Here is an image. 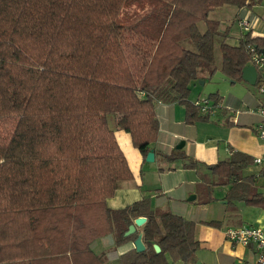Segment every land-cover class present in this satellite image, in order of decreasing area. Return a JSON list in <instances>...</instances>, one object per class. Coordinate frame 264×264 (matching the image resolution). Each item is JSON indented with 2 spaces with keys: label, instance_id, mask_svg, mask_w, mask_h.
<instances>
[{
  "label": "trees",
  "instance_id": "16d2710c",
  "mask_svg": "<svg viewBox=\"0 0 264 264\" xmlns=\"http://www.w3.org/2000/svg\"><path fill=\"white\" fill-rule=\"evenodd\" d=\"M251 3L0 0V126L10 127L0 134V264H104L91 250L96 239L113 234L120 246L133 243L138 232L145 250L130 249L119 264L192 259L200 247L194 222L150 210L147 196L124 209L106 207L120 184L132 180L109 125L128 133L145 160L158 137L156 103L184 106L189 125L208 122L210 115L188 100L201 69L241 82L247 48L264 50V39L249 33L228 44V30L220 31L209 15ZM257 74L260 87L264 69ZM217 96L207 98L218 103ZM250 164L232 153L208 166L210 192L228 186L227 202L264 208L255 179L241 176ZM139 217L146 222L125 237Z\"/></svg>",
  "mask_w": 264,
  "mask_h": 264
},
{
  "label": "crops",
  "instance_id": "0c3cea01",
  "mask_svg": "<svg viewBox=\"0 0 264 264\" xmlns=\"http://www.w3.org/2000/svg\"><path fill=\"white\" fill-rule=\"evenodd\" d=\"M223 9L227 17L213 20L220 22V31L228 30V44H238L240 32L237 21L245 14H248L252 23L250 36L264 39V0H252L250 6L241 9L224 6L216 10ZM220 40L217 39L218 44ZM201 78L208 79V74ZM196 83H192L190 89ZM241 84L244 86L240 87L241 93H231L226 98L217 96L218 103L206 96L196 99H208L214 104L208 122L189 125L185 122L184 106L156 103L154 109L158 121V137L150 148L154 153V161L148 162L152 163L149 164L151 166H146L147 162L133 147L128 133L115 129L113 121L109 125L132 173V180L120 184L113 197L106 199V207L110 210L124 209L147 196L150 210L168 211L194 222L195 238L200 247L185 264H257L255 246L233 245L225 239L224 231L240 227L264 230V208L241 201L227 202L224 198L228 186H215L211 192L208 187L214 182L208 166L229 159L232 153H240L251 159V164L241 172V176L253 177L255 191L264 197V167L253 163V159L264 152V146L253 129L260 122L257 107L264 97L259 94L258 88L252 90L242 80ZM190 98L188 96V100ZM196 100L189 101L194 103ZM180 142H184V146L177 150L176 146ZM176 151L179 153L176 154ZM171 154L178 158L169 161L162 158L163 155ZM184 164L194 165L185 167ZM211 196L214 200L206 205L201 203ZM132 248V243L115 246L113 234L98 238L91 244L92 252L104 264H119L120 256Z\"/></svg>",
  "mask_w": 264,
  "mask_h": 264
},
{
  "label": "built area",
  "instance_id": "2783aa9c",
  "mask_svg": "<svg viewBox=\"0 0 264 264\" xmlns=\"http://www.w3.org/2000/svg\"><path fill=\"white\" fill-rule=\"evenodd\" d=\"M237 27L240 33H249L252 30V23L248 14H245L237 21ZM250 55V63L257 71L264 69V55L258 52L254 47L247 48ZM258 92L264 97V82L258 87ZM194 105L199 109L201 114L210 115L213 113L214 104L208 99L196 100ZM257 113L260 116V122L254 126V132L257 139L264 146V99L257 107ZM253 163L257 166L264 167V152L253 159ZM225 239L233 245L248 246L253 244L257 251V264H264V230L258 227H240L236 229H227L224 231Z\"/></svg>",
  "mask_w": 264,
  "mask_h": 264
},
{
  "label": "rangeland",
  "instance_id": "374dc122",
  "mask_svg": "<svg viewBox=\"0 0 264 264\" xmlns=\"http://www.w3.org/2000/svg\"><path fill=\"white\" fill-rule=\"evenodd\" d=\"M218 17V19L223 20V18L227 17V14L225 13L224 9L223 11H217L215 10V13H211L209 15V18L212 19H216ZM228 20V18H227ZM202 27V25H201ZM217 41L215 44V48H214V57H215V63L217 64L218 60H219V51L217 48ZM207 70L206 69H201L200 74L202 76H205ZM203 78H201V81H197V83L195 84V86H193L190 90V95H189V100L190 101H195L198 97H209L210 95H214L217 94L218 96H221L223 98L228 97L229 94L231 93H241L242 90L240 89V87H244L242 86L241 82H235L234 84H231L229 82V79L226 78L225 76H223L219 71L215 72L211 77H208V79L206 80H202ZM248 88L254 90V88H258L255 86H249ZM10 130L9 125L7 126V128H4L3 126H0V134L1 135H6V133ZM179 153V151H176V154ZM146 166H151L149 164L152 163H145ZM144 176H146V174H143ZM146 189V188H145ZM103 242V241H101Z\"/></svg>",
  "mask_w": 264,
  "mask_h": 264
},
{
  "label": "water",
  "instance_id": "95a60500",
  "mask_svg": "<svg viewBox=\"0 0 264 264\" xmlns=\"http://www.w3.org/2000/svg\"><path fill=\"white\" fill-rule=\"evenodd\" d=\"M264 55V50L261 52ZM257 70L254 66L248 65L245 66L241 71V80L249 84L250 86H256L257 81ZM184 146V142H180L178 146H176L177 150L182 149ZM146 162H153L154 161V153L152 150H149V152L146 155L145 158ZM146 222V219L143 217L136 218L131 225H129L127 231L124 233L125 237L131 236L137 232V228H140L144 223ZM133 248L137 253H141L145 250V246L142 242V234L138 232L135 240L133 241ZM153 249L156 253L160 252V248L158 245H153Z\"/></svg>",
  "mask_w": 264,
  "mask_h": 264
}]
</instances>
